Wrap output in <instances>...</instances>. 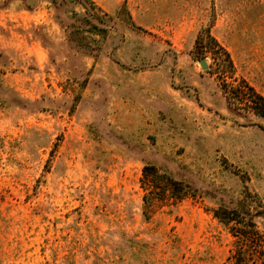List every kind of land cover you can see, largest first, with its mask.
<instances>
[{"label":"rangeland","instance_id":"rangeland-1","mask_svg":"<svg viewBox=\"0 0 264 264\" xmlns=\"http://www.w3.org/2000/svg\"><path fill=\"white\" fill-rule=\"evenodd\" d=\"M80 1L0 0V264H226L213 211H264V118L223 93L264 97V0ZM146 164L191 194L145 207Z\"/></svg>","mask_w":264,"mask_h":264},{"label":"trees","instance_id":"trees-1","mask_svg":"<svg viewBox=\"0 0 264 264\" xmlns=\"http://www.w3.org/2000/svg\"><path fill=\"white\" fill-rule=\"evenodd\" d=\"M81 3L85 5L86 0ZM211 45L222 55L225 64L233 67L228 51L208 29L198 34L195 40L196 55L204 58ZM241 90L224 88L223 93L230 104L234 106L245 104L256 115L264 118V97L245 81ZM141 187L145 191L143 194L145 207L150 205V198L153 197L163 199L167 195L180 200L191 194L188 185L173 179L151 164H146L142 168ZM252 200L253 197H250L249 201L244 196L235 207H217L213 211L214 217L235 237L236 245L230 250L226 264H264V233L260 231L255 220L258 217L264 218V211L252 206Z\"/></svg>","mask_w":264,"mask_h":264},{"label":"water","instance_id":"water-1","mask_svg":"<svg viewBox=\"0 0 264 264\" xmlns=\"http://www.w3.org/2000/svg\"><path fill=\"white\" fill-rule=\"evenodd\" d=\"M199 63L202 68H207L206 60L204 58L200 59Z\"/></svg>","mask_w":264,"mask_h":264}]
</instances>
